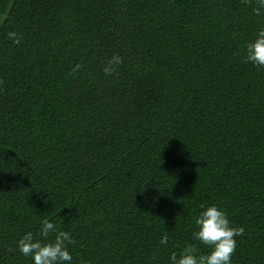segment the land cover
<instances>
[{
  "label": "trees",
  "instance_id": "trees-1",
  "mask_svg": "<svg viewBox=\"0 0 264 264\" xmlns=\"http://www.w3.org/2000/svg\"><path fill=\"white\" fill-rule=\"evenodd\" d=\"M257 7L0 0V264H31L16 241L46 218L72 264L204 254L192 233L211 203L245 229L232 264H264V68L242 59Z\"/></svg>",
  "mask_w": 264,
  "mask_h": 264
},
{
  "label": "clouds",
  "instance_id": "clouds-1",
  "mask_svg": "<svg viewBox=\"0 0 264 264\" xmlns=\"http://www.w3.org/2000/svg\"><path fill=\"white\" fill-rule=\"evenodd\" d=\"M260 5L253 9L256 16L261 15L264 0H260ZM5 19L6 15L0 14V21ZM6 35L13 44L21 42L20 34L16 31H8ZM242 59L254 67L264 68V28L259 29L254 38L246 42ZM121 62L119 55H112L102 68L105 76H111ZM81 67L80 63H76L71 69L72 74L75 75ZM195 225L193 241H198L209 250L197 254L196 244H187L179 253H170L168 264H232L231 257L237 246L236 237L244 234V227L233 226L227 213L214 203L201 205ZM168 239L167 232H164L159 243L165 245ZM73 243L75 241L68 231L59 229L46 218L40 221L39 238L27 231L16 241V249L21 255L29 257L31 264H72L73 255L69 245Z\"/></svg>",
  "mask_w": 264,
  "mask_h": 264
}]
</instances>
